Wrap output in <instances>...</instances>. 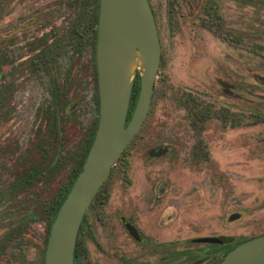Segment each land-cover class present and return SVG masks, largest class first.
<instances>
[{
  "label": "rangeland",
  "instance_id": "1",
  "mask_svg": "<svg viewBox=\"0 0 264 264\" xmlns=\"http://www.w3.org/2000/svg\"><path fill=\"white\" fill-rule=\"evenodd\" d=\"M0 2V54L10 59L0 88L8 86L12 107L9 120L0 118V145L17 143L46 169L56 150L54 83L71 102L59 123L60 169L53 165L14 192L20 165L0 153V264H40L45 207L69 179L70 155L99 114L94 51L88 41L75 49L68 35L78 11L72 0ZM150 2L162 48L152 105L103 198L87 210L79 232L87 264H153L150 238L164 241V264H188V255L223 244L187 240L264 234V0ZM42 35L57 49L34 65ZM122 216L135 221L143 242Z\"/></svg>",
  "mask_w": 264,
  "mask_h": 264
},
{
  "label": "water",
  "instance_id": "2",
  "mask_svg": "<svg viewBox=\"0 0 264 264\" xmlns=\"http://www.w3.org/2000/svg\"><path fill=\"white\" fill-rule=\"evenodd\" d=\"M161 59L159 31L149 0H99L97 130L82 170L51 225L44 264H74L84 215L150 111ZM137 75L139 95L128 119ZM165 150L151 151V154H162ZM127 227L134 237H139L135 226L128 223ZM231 237L219 235L204 240L223 244ZM217 264H264V234L239 243Z\"/></svg>",
  "mask_w": 264,
  "mask_h": 264
},
{
  "label": "trees",
  "instance_id": "3",
  "mask_svg": "<svg viewBox=\"0 0 264 264\" xmlns=\"http://www.w3.org/2000/svg\"><path fill=\"white\" fill-rule=\"evenodd\" d=\"M72 2L74 3V5H76L78 11H77V17L75 18L74 22L70 25V28L68 30V35L71 37L72 41H75L76 43L75 49L81 48V44H83L86 41H88V43L91 44L93 51H94L93 60H94V66H95V72H96V79L98 81V72H97V63H96V43H97V28H98V20H99V0H72ZM1 10L2 8H1V2H0V17H1ZM37 39L39 40V42L37 43V46H35L34 48L37 49L38 51L34 54L33 61H32V64L34 65L38 64L36 63V60H43V58H45L47 61H51L53 52L57 49L54 43H51L48 41L46 36L42 35L41 37ZM8 61H10V59H8L7 54L6 55L0 54V71L2 70V66L6 64V62ZM4 77L5 75L2 74L3 79ZM7 87L8 86H4L2 84V88H0V99L2 97H6L8 90H9V89H6ZM139 89H140V79H139V76L137 75L135 79V84L132 90V94H131V102H130L128 119H130L133 113V110L135 108L137 98L139 95ZM53 94H54V99L56 100L55 101L56 110L53 109L52 111L50 110L49 112H50V115L53 114V117H54L53 126L55 129H53V126L50 125L49 133L50 135L54 134V136L56 137V150H55L54 159L49 161V163L47 164L48 167L46 169L50 168V166L52 167L53 165L56 166L57 169H60V164L58 160L63 150V145L61 142L62 141L61 135L64 130H61L62 127L60 128L59 123L63 122V117H62L63 109L71 105V102L67 101V94L65 90L63 88L61 89L58 83H54ZM97 104H98V111H99V108H100V98L99 97L97 98ZM98 118H99V114L96 117L93 124L88 129V131L86 132V135L81 140L77 149L70 155V158L72 160V172H71V175L69 176V179L65 181L64 185H62L58 189L57 193L51 198L48 205L45 207L44 211L47 213L49 217V224H48L47 235L44 240V247L42 249L43 255H42L40 264H44V253H45L46 245L48 242L51 225L56 217V214L59 210L61 203L63 202L67 193L69 192L74 180L76 179V177L82 170L83 164L86 160V157L93 143L95 133L97 130ZM48 140H51V139L49 138ZM124 153L125 152L122 153V155L119 157L117 161L123 158ZM46 169L41 167V172H43V170H46ZM105 187H106V182L102 185L99 192L93 199L92 201L93 204L96 201L100 200V198H103L102 196L105 194ZM250 238L240 239L237 237H231V240L226 244H223L220 246L214 245L216 247L212 252H215L217 255V263L221 260L220 256L222 254H226L233 247H235L239 243H242ZM200 240H203V239L194 238V239H190L187 241H200ZM79 245H80V239L78 235L77 246L75 248V255L79 249ZM198 256L199 254H195L194 256L188 255V258L192 259Z\"/></svg>",
  "mask_w": 264,
  "mask_h": 264
},
{
  "label": "flooded vegetation",
  "instance_id": "4",
  "mask_svg": "<svg viewBox=\"0 0 264 264\" xmlns=\"http://www.w3.org/2000/svg\"><path fill=\"white\" fill-rule=\"evenodd\" d=\"M149 3H150V6L152 8L150 0H149ZM152 10H153V8H152ZM153 13H154V11H153ZM210 14H212L215 17L216 9H214V6H213V9L210 12ZM155 21H156V19H155ZM263 57H264V51L262 53V58ZM263 60H264V58H263ZM3 99H4V102L3 103L0 102V112L4 111L5 109H6V111L4 113H2V116L0 118H4V120L5 119L9 120L11 117V112H12V110H11L12 107L10 105L11 99H9V97H2L0 100L2 101ZM0 125H1V127H3V125H5V121L2 120ZM8 141L9 140H7L5 143L0 145V153L4 154L3 156H9L11 158L12 163H17L20 165L19 169L15 173L14 181L10 186L11 191L16 192V190L19 191L20 189L28 188L31 181L34 182L35 179H38L42 172H41V167L36 166L38 164L34 161V158L30 157L31 154L27 155L28 149H26V150L21 149L20 150V147L17 143H15V142L10 143ZM34 145H35V143H34ZM36 149H37V151H39L38 146H36ZM30 163H32V165H30ZM50 168L53 169V166L52 167L50 166ZM14 192H12V193H14ZM86 213H87V211H86ZM86 213L84 215L82 223L87 222ZM121 220L125 226V229L128 231V233L131 235L132 238H134L137 242H143L144 241L145 237H143V232L141 231V229L139 227H137L135 221H131L129 218L127 219L124 216L121 217ZM128 223H130L136 227L139 237H134L131 234L130 230L127 227ZM208 237H210V236H208ZM201 238L203 240H200V241H205L204 240L205 237H201ZM77 240H78V238H77ZM150 240H151L150 241L151 252L149 253V255H151L153 258V264H164V241L158 242V241L153 240V238H150ZM223 244H226V243H223ZM76 246H77V244H76ZM81 246L82 245H81V240H80L79 249H78V251L74 257V264H87V261H85V258H81V250H82ZM214 249L215 248L209 249V251L203 255L198 253L199 256L196 258L195 257L192 258V260L190 259V262L188 264H192L197 260H200L199 263L203 264L206 262L205 259L207 258V256H210V254H213L215 257L213 260H211V264H217V255L215 252H212ZM223 255L224 254H222L220 257L222 258ZM129 262L136 264V259H129Z\"/></svg>",
  "mask_w": 264,
  "mask_h": 264
}]
</instances>
